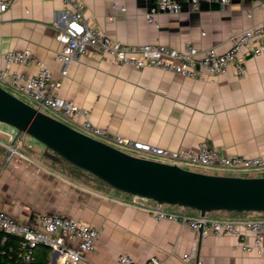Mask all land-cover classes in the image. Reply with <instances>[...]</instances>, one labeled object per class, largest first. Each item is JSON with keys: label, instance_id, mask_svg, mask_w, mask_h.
<instances>
[{"label": "crops", "instance_id": "1", "mask_svg": "<svg viewBox=\"0 0 264 264\" xmlns=\"http://www.w3.org/2000/svg\"><path fill=\"white\" fill-rule=\"evenodd\" d=\"M81 1L85 16L98 29L128 46L162 45L183 51L190 44L199 52L213 49L225 54L234 37L264 22L263 0H230L226 6L201 2L197 9L190 0H177L180 14L156 13L152 21L155 0ZM71 15L63 0H20L0 11V72L33 78L39 72L37 63H43L52 73V83H60L48 93L87 111L99 128L130 141L172 152L197 151L206 144L226 157L254 158L264 152V53L242 52L240 60L247 69L243 77L230 67L220 77L199 81L155 68L116 66L105 54L91 51L73 62L62 78L63 67L55 55L59 33ZM25 51L31 52L34 62L6 63L7 53ZM1 86L15 93L9 85ZM83 121L65 122L78 127ZM15 139V130L0 125L1 143ZM19 153L23 157L9 159L0 144V211L30 226L47 215L100 229L97 244L80 264H118L120 253L137 264L155 258L161 264H264V241L258 250L252 235L245 241L231 235L204 236L188 226L157 221L152 201L98 187L83 171L68 174L64 163L47 159L45 147L29 136L22 137ZM164 210L199 215L180 207ZM208 217L264 220L263 213L215 212ZM244 243L252 251H245ZM39 247L36 254L45 248ZM193 247L197 257L185 262L183 256ZM60 257L59 251H49V264H62Z\"/></svg>", "mask_w": 264, "mask_h": 264}, {"label": "built area", "instance_id": "2", "mask_svg": "<svg viewBox=\"0 0 264 264\" xmlns=\"http://www.w3.org/2000/svg\"><path fill=\"white\" fill-rule=\"evenodd\" d=\"M20 0H0V11L6 12L14 3ZM72 9V15L58 36L60 49L55 55L57 62L62 64V78L66 77L70 66L81 56L91 51L100 55H106L112 64L133 69L155 68L160 71L178 75L184 78L205 81L209 77H220L230 67H235L239 77L245 76L247 69L240 60V55L245 49L259 56L264 53V22L256 25L234 37L231 47L225 54H218L210 49L199 52L194 46L187 44L183 51L167 48L162 45L128 46L112 40L101 29H98L91 18L85 16V4L81 0H63ZM264 1V0H263ZM195 9L201 2L216 3L226 6L230 0H190ZM156 8L152 11L149 21L153 20L156 13L180 14L182 7L177 0H155ZM7 64L25 65L34 62L30 51L11 52L5 55ZM38 74L33 78H27L19 74H11L8 70L0 72V86L7 84L17 94L23 96L35 109L52 117L64 121L78 122L84 119L74 129L83 134L114 147L133 157L158 161L177 166L186 170L198 172L201 169L206 174L243 177L244 175H264V152L254 158L251 157H226L218 150L200 145L197 151L188 150L182 152L168 151L147 143L130 141L120 136L111 134L94 125L89 119V113L75 106L57 95L48 93V88H58L60 83H52V73L43 63H37ZM2 87V86H1ZM9 155L21 156L19 147L21 139L14 143H1ZM1 193V190H0ZM166 206H158L151 210L157 221H169L182 226H188L193 230L203 229L204 236L231 235L245 241L247 235L255 239V248L261 249L264 241V220H214L208 216L189 217L168 213ZM36 226L17 223L8 213L0 211V232L13 235L22 239L19 257L29 262L34 251L43 246L51 251L61 253L62 264H80L87 253L92 251L100 238V229L88 224L59 216H40L35 219ZM245 251H252L247 244H242ZM197 247L183 256L188 262L196 258ZM118 264H137L127 254H118ZM144 264H161L158 259H152Z\"/></svg>", "mask_w": 264, "mask_h": 264}, {"label": "water", "instance_id": "3", "mask_svg": "<svg viewBox=\"0 0 264 264\" xmlns=\"http://www.w3.org/2000/svg\"><path fill=\"white\" fill-rule=\"evenodd\" d=\"M0 125L45 147V157L66 162L112 190L198 212L263 213L264 177L213 175L141 159L93 139L32 107L0 86ZM203 234V229L199 230Z\"/></svg>", "mask_w": 264, "mask_h": 264}, {"label": "trees", "instance_id": "4", "mask_svg": "<svg viewBox=\"0 0 264 264\" xmlns=\"http://www.w3.org/2000/svg\"><path fill=\"white\" fill-rule=\"evenodd\" d=\"M62 163L69 165L70 167H72L77 171H81L66 162H62ZM229 214L239 215V213H229ZM21 245H22V239L15 237L13 235L6 234L4 232H0V264H49L48 253L49 251H51L50 249L44 248V250L40 254L35 253L37 250L36 249L34 251L32 260L29 262H25L19 257Z\"/></svg>", "mask_w": 264, "mask_h": 264}, {"label": "rangeland", "instance_id": "5", "mask_svg": "<svg viewBox=\"0 0 264 264\" xmlns=\"http://www.w3.org/2000/svg\"><path fill=\"white\" fill-rule=\"evenodd\" d=\"M10 93H12V94L15 95L16 97L20 98L21 100H23V101H25V102H28L23 96H21V95H19V94H17V93H13V92H10ZM55 118H56V117H55ZM56 119H58V120H60V121H62V122H64V123L67 124V122H65L64 120H62V119H60V118H56ZM39 154H40V155H39L40 157H43L42 153H39ZM64 167H66L68 174H69V173H73L74 171L77 172V170L73 169L72 167H70V166L67 165V164H64ZM195 170H197L198 172H208V171H204V170L196 169V168H195ZM84 173H85V172H84ZM212 174H213V173H212ZM86 175H88L87 177H90L91 180H92L95 184H97L98 187H101V188L106 187L102 182H100V181L97 180L96 178L90 176V175L87 174V173H86ZM218 175H223V174H218ZM241 176H244V177H264V175H261V174H251V176L241 174ZM117 193H119V192H117ZM209 215H210V214H209ZM40 248H41V247H38L37 249H40Z\"/></svg>", "mask_w": 264, "mask_h": 264}]
</instances>
